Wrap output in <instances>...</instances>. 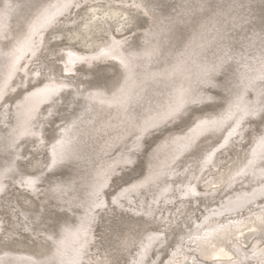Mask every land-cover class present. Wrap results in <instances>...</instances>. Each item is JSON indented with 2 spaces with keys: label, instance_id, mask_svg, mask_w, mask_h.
<instances>
[{
  "label": "rangeland",
  "instance_id": "1",
  "mask_svg": "<svg viewBox=\"0 0 264 264\" xmlns=\"http://www.w3.org/2000/svg\"><path fill=\"white\" fill-rule=\"evenodd\" d=\"M261 138L264 0H0V264H235L190 236L264 215H209Z\"/></svg>",
  "mask_w": 264,
  "mask_h": 264
},
{
  "label": "bare ground",
  "instance_id": "2",
  "mask_svg": "<svg viewBox=\"0 0 264 264\" xmlns=\"http://www.w3.org/2000/svg\"><path fill=\"white\" fill-rule=\"evenodd\" d=\"M58 4H59V2H58ZM53 9H52V12H54ZM50 11H51V9H50ZM50 11H48L49 12L48 16L53 17V14H51ZM100 49H101L100 51H103V53H102L103 55L98 54L99 57H101V58H103V57L104 58L117 57V58H121L124 63L129 62L127 60V58H125V55L123 53H121V50L118 48V44H116V42L109 47H100ZM185 92H188V90ZM197 95H199V94H197ZM195 97H196V95H194V98ZM239 98H241V96H238V99ZM229 105L232 106L233 102L230 101ZM233 107L236 108L235 106H233ZM261 110H262V106L254 105V109H251V113L257 114ZM229 112L230 111H228V114H229ZM246 113H248V111H246ZM252 117H257V116H253L252 114H249L248 117L245 118L244 121L246 123V126H247L248 119L252 118ZM229 118H231V117H229ZM235 118H236V122L238 125V123H240V121H242V118L240 116H239V118H237V115L235 116ZM223 119L224 120L228 119V115L226 117H224ZM214 122H215L214 124L216 126H220V123H218L216 120ZM196 129H198L199 131L201 130L198 127ZM243 130L241 131V134H243ZM238 131H239V129H238ZM197 133H199V132H197ZM234 133L235 132H232L231 134H234ZM190 134L193 135L192 133H190ZM226 136L227 135H225V137ZM190 137H192V136H190ZM226 141H227V139H226ZM189 145H191V144H189ZM187 148H189V147H187ZM253 152H254V154L257 153V156H261V153L264 154V138H261L258 141V143L255 147V150ZM237 164L232 165L229 168V170L222 173L221 177L212 178L208 185L213 186V187H216L218 185V188L219 187L221 188V186L224 185L225 183L233 182V181H229V179L234 178V177L237 178L238 173L235 172L232 175V177H229V176L231 175V173H233V170L237 166ZM251 165H252V163L247 165L248 169H249V166H251ZM261 168H263V167H258V168L253 169V170H248L247 173H252V176H254V180H256V179L260 180L262 177H264V171L260 172V171H257V169H261ZM236 183H238V182H236ZM257 183H259V182H257ZM235 186H236V184H235ZM194 191L196 192L197 190H194ZM234 192H235V190H234ZM235 193L236 194L230 196L226 202L224 201L222 206L216 208L215 210L210 211L209 212L210 217H211V215L223 214V213L236 214L238 212V209L243 208L242 206H244L246 204V202L255 200L257 197L264 196V181L262 183L260 182V184H258L257 186H254V187L252 186V188H250V189L249 188H242L241 191L236 190ZM246 206H247V204H246ZM250 213H251V211H250ZM208 216H206L205 218H209ZM251 216H250V219L247 218L248 220L244 219L245 217H243V218H239V220H236L234 218L231 220L227 219L226 222H208L204 226L203 232L200 231L201 230V228H199L200 223L197 222L196 225L193 226L196 228L195 229L193 228V230H190L189 233H194V232L197 233L199 231L200 232L198 234H192L190 236V239H191L190 241L195 244L196 249L199 251L201 256H203L205 258H209V259L216 258V257L218 259H223V258L227 257V258H229L230 263H235V264L243 263V261H245V260L248 261L251 254H250V252H246L245 250H243V245H248L251 241H253V243H254L253 252L258 254L259 256L264 257V249L258 248V243L263 241L260 244H264V215H261L260 213H258V214H253ZM199 235L204 236L203 240H205V243L202 246L200 245ZM177 254H178V252L175 253V255H177ZM194 258H196V257H194ZM184 262L185 263L188 262L187 258L185 256L182 258L181 261L180 260H172L169 264H184ZM199 264H203V263L201 262Z\"/></svg>",
  "mask_w": 264,
  "mask_h": 264
}]
</instances>
